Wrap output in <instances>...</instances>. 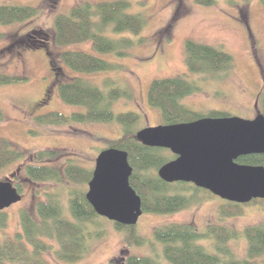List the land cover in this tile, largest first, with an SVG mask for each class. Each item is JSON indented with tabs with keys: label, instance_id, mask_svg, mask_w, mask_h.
<instances>
[{
	"label": "trees",
	"instance_id": "obj_1",
	"mask_svg": "<svg viewBox=\"0 0 264 264\" xmlns=\"http://www.w3.org/2000/svg\"><path fill=\"white\" fill-rule=\"evenodd\" d=\"M131 1H88L72 7L67 14L54 17L55 45L68 47L88 42L90 51L66 49L54 58L47 50L49 36L43 30L27 33L16 39L15 43L29 50L44 51L60 101L82 109L69 115L50 111L37 116L36 124L43 127H72L74 124L87 123L118 125L121 134L109 140L107 148L127 153L128 163L132 167L129 184L141 199L142 214H174L198 205L204 198L216 197L191 183L162 181L157 170L176 156L166 149L147 147L136 140L135 134L141 129L139 123L143 117L140 113H116L113 110L119 101L127 103L134 100L131 90L123 87L115 77H103L100 85L87 77L124 71L122 65L102 59L100 55L124 58L130 55L132 48L146 43V38L138 37L146 26V18L142 13L130 12ZM136 1L143 8L144 0ZM194 2L205 7L215 4L214 0ZM261 3L264 5V0ZM37 16L38 9L35 7L0 4V25L24 23ZM166 31H169L168 27L160 33ZM2 39L4 34L0 33V41ZM184 65L187 73L203 76L202 79H223L231 72L233 59L213 46L187 39L184 43ZM64 68L75 75L68 76ZM23 81H26L24 75L0 72V86ZM200 92L198 83L184 77L155 79L149 84L147 102L159 111L162 124L165 125L229 116L215 110L196 112L182 104L184 98ZM259 108L260 114L264 116V91L259 96ZM3 119L0 110V122ZM25 157V151L14 149L7 140L0 138V174ZM31 157L36 163L24 166L27 179L36 183L66 182L69 187L64 189L65 201L58 194H48L46 201L37 203L33 214L21 211L20 232L11 238H0V264H48L44 258L47 253L59 262L77 263L89 254L91 243L106 234L102 217L93 211L85 199L86 190L82 188L91 179L92 169L80 166L76 158L57 149L37 151ZM63 158L65 165L62 169L48 165ZM236 162L264 167V155L242 156ZM14 186L20 192L18 186ZM250 203L263 204L264 199H254L246 204L223 200L218 208L219 219L241 215L244 207ZM4 220L3 217L1 227ZM111 223L116 231L123 234L125 249L119 258L110 260L108 264H162L157 258L124 256L130 247L144 245L145 239L136 233L135 226ZM241 236L246 241L244 259H238L229 247L230 241ZM153 237L161 245L162 259L168 264H256L257 258H264V223L247 226L241 232L222 225H208L203 232H199L192 223H170L154 229ZM202 242H208L209 246L202 245Z\"/></svg>",
	"mask_w": 264,
	"mask_h": 264
},
{
	"label": "rangeland",
	"instance_id": "obj_2",
	"mask_svg": "<svg viewBox=\"0 0 264 264\" xmlns=\"http://www.w3.org/2000/svg\"><path fill=\"white\" fill-rule=\"evenodd\" d=\"M102 0H0V4L26 5L38 9V16L24 23L0 25L4 39L0 41V72L24 75L26 81L0 86V110L4 119L0 122V138L7 140L14 149L26 153L24 160L15 163L0 174L12 179L18 186L21 201L0 211V238H11L20 232L21 211L33 214L37 203L47 200L48 194H58L65 201L68 184L54 182H32L24 174V166L35 164L31 154L46 149H57L76 158L77 163L87 169L94 167L97 154L107 148L108 141L121 134L116 124L87 123L68 126H39L37 116L56 111L71 114L81 111L76 106L65 105L57 95V88L44 51L29 50L15 43L27 33L43 30L48 34L47 50L57 58L63 50L90 51L88 42L58 47L53 42V20L56 15L84 2ZM211 7L198 5L194 0H144L143 8L136 0L131 1V13H142L146 26L138 37L146 43L130 50V55L117 58L100 55L102 59L122 65L124 71L99 73L87 76L100 85L103 77L119 80L133 94L132 102L119 101L114 112L134 111L143 117L141 128L162 124L160 113L149 106L147 90L152 80L184 77L198 83L201 92L182 100L187 108L206 113L210 110L227 113L228 117L252 120L260 114L259 96L264 91V5L261 0H214ZM169 31L160 33L165 28ZM131 38H138L130 36ZM191 39L213 46L233 59L229 75L223 79L189 74L184 65V43ZM68 76H74L66 70ZM169 151V150H168ZM65 158V157H64ZM48 163L62 169L65 160ZM87 191V185L82 187ZM200 196V195H199ZM223 200L204 198L198 205L174 214L155 215L143 213L135 225L136 233L145 239L142 246H132L126 255L157 258L162 264L161 245L153 237L157 227L170 223H192L199 232L208 225H222L242 231L247 226L264 223V203H250L241 215L219 219L218 208ZM106 234L91 243L89 254L74 264H108L119 258L124 248L123 234L116 231L112 223L102 218ZM202 245L209 246L208 242ZM229 247L238 259L246 256V241L241 236L230 241ZM209 252V250H207ZM48 264H66L57 261L52 254H45ZM256 264H264L257 258ZM120 264V263H116Z\"/></svg>",
	"mask_w": 264,
	"mask_h": 264
},
{
	"label": "water",
	"instance_id": "obj_3",
	"mask_svg": "<svg viewBox=\"0 0 264 264\" xmlns=\"http://www.w3.org/2000/svg\"><path fill=\"white\" fill-rule=\"evenodd\" d=\"M135 138L144 146L166 149L176 156L157 170L166 183H191L237 204L264 199V167L236 162L242 156L264 155L262 114L252 120L201 118L144 127ZM131 173L126 152L105 148L97 154L85 192L96 215L119 225H136L142 209L140 197L129 184ZM21 198L10 177L0 180V211Z\"/></svg>",
	"mask_w": 264,
	"mask_h": 264
}]
</instances>
